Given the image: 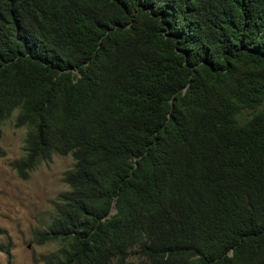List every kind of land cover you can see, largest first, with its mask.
I'll list each match as a JSON object with an SVG mask.
<instances>
[{"label": "trees", "instance_id": "trees-1", "mask_svg": "<svg viewBox=\"0 0 264 264\" xmlns=\"http://www.w3.org/2000/svg\"><path fill=\"white\" fill-rule=\"evenodd\" d=\"M13 111L20 179L72 159L44 264H264V0H0Z\"/></svg>", "mask_w": 264, "mask_h": 264}, {"label": "rangeland", "instance_id": "rangeland-1", "mask_svg": "<svg viewBox=\"0 0 264 264\" xmlns=\"http://www.w3.org/2000/svg\"><path fill=\"white\" fill-rule=\"evenodd\" d=\"M15 114L0 121V264H44L57 242L41 241L40 233L67 189L62 177L72 159L52 153L20 179L14 164L23 157L26 128L14 126Z\"/></svg>", "mask_w": 264, "mask_h": 264}, {"label": "water", "instance_id": "water-1", "mask_svg": "<svg viewBox=\"0 0 264 264\" xmlns=\"http://www.w3.org/2000/svg\"><path fill=\"white\" fill-rule=\"evenodd\" d=\"M114 212H115V207H114L113 202H112L111 207H110L106 217H108L109 215H112Z\"/></svg>", "mask_w": 264, "mask_h": 264}]
</instances>
